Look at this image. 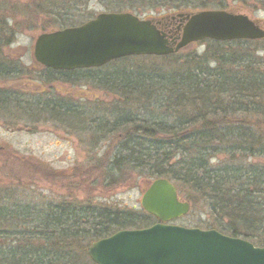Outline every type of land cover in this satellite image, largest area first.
<instances>
[{"label": "trees", "instance_id": "obj_1", "mask_svg": "<svg viewBox=\"0 0 264 264\" xmlns=\"http://www.w3.org/2000/svg\"><path fill=\"white\" fill-rule=\"evenodd\" d=\"M170 1L178 2L171 10L229 9L237 4L246 9L249 1L264 7V0H230L231 4L207 0L190 7L184 0ZM12 2L6 14L17 12V8L29 10ZM6 16L0 13V80L12 73L4 49L14 35L8 25L14 16ZM212 42L214 51L225 54L194 58L191 66L175 72L151 74L138 67L143 71L88 74L82 79L94 78L90 80L95 89H108L118 98L105 106L101 97L94 101L98 105L77 101L76 115L71 107H53L52 114L58 118L76 116V130L95 134L98 150L109 141L103 154L109 156L103 169L104 183L123 180L125 171L140 174L145 182L165 178L176 186L180 199L190 204L189 212L199 210L206 217V228L264 246V165L250 160L259 156L260 150L255 148L258 141L253 125L245 120L249 110L243 106L264 102L263 61L254 56L257 49H250L249 43L254 41ZM232 44L235 68L226 59ZM130 57L135 56L121 60ZM5 98L1 90L0 110L25 112L19 98L13 103ZM235 103L240 115L233 122L227 105ZM31 111L41 117L51 109L39 105ZM119 174L121 178L109 180ZM4 204L0 206V264H94L85 245L117 230L147 227L156 221L142 209L116 210L77 200Z\"/></svg>", "mask_w": 264, "mask_h": 264}, {"label": "rangeland", "instance_id": "obj_2", "mask_svg": "<svg viewBox=\"0 0 264 264\" xmlns=\"http://www.w3.org/2000/svg\"><path fill=\"white\" fill-rule=\"evenodd\" d=\"M12 1L0 0V4H2L0 13L5 16H14L12 22L8 23L9 27L14 29V35L9 41L11 44L9 43L4 49V54L26 65L31 60L29 53L28 55L24 54L29 51L30 45L33 43L32 39H36L35 37L44 29H57L60 26L74 25L75 22L76 24L82 22L89 16L108 11L130 12L141 18L159 17L174 13L176 10H171L175 8L173 4L178 5V2L170 0H76V15L80 14L79 11H84L82 13L84 17L76 16L75 21V18L72 17L75 0H15L16 5H26L29 10L21 11L22 8H17L18 10L14 8L17 12L12 13L13 11H10L6 14V8L8 5H12ZM184 1L190 7L193 4H200L202 1L207 0ZM249 2L246 9L238 7L237 4L236 6L228 5V8L230 6L235 7L225 10L246 14L251 19L259 20L264 27V7ZM223 3L231 4L230 0H223ZM36 6L37 9H35ZM190 8L187 11H194ZM32 9L34 10L32 11ZM55 11H58L57 14ZM6 19L9 20L7 16ZM213 43L212 41L198 43L182 50L179 54L161 59L159 57L141 56L120 59L118 62L109 64L106 67L108 68L106 73H111L113 70L130 69L143 71L139 70L138 67L147 70L145 72L151 74L160 71L175 72L176 69L191 66L190 63L194 58L196 60L203 57L216 58L217 54L224 55V52L214 51L216 45ZM249 44H251L250 49L255 48L258 50L257 54L254 52V56H257L260 60L262 59V70H264V39L254 40L253 43ZM233 46L232 44L229 47L227 51L228 58L226 59L232 63L230 65L234 66ZM246 52H251V50H246ZM212 63L209 61L208 65L212 67ZM25 73L33 76L32 71L28 72L26 70ZM20 76L10 79L1 78L0 87L14 89L20 86L25 94H28L27 91L33 94L40 93L46 87L42 81L28 80ZM77 78L84 77L77 76ZM70 87L73 89L72 93L75 91L76 100L79 102L95 103L94 101L101 97L102 106H105L118 98L108 89H95L91 84L80 83ZM55 89L58 93L66 91L61 86L55 87ZM27 98L30 97L22 96L19 99ZM98 104L100 103L92 105ZM235 105L236 103L227 105V114L233 122H236L235 119L240 115L236 113L238 111ZM243 106L247 111L249 110L248 114H245L248 115L245 120L247 123L250 122L249 124L252 123L254 136L258 141L255 148L260 150L259 156L250 158V160L264 165V102H255L254 105L244 103ZM13 112L17 113H15L16 119L9 120L5 118L8 117V110H0V206L5 205L4 203L7 201H31L40 205L42 203L55 204L77 200L79 203L88 204L89 206L116 210L138 212L141 209L140 197L142 191L151 181L145 182L140 174L125 171L123 180L115 183L103 182V177H105L103 169L106 165V158L109 157H105L103 154L106 152V142L109 141L100 144L98 150L95 147L96 142L93 136L95 134L84 132L82 128H77L76 134H74L72 125L56 124L43 118L34 119L33 122L20 121L17 118L21 117L22 113H19V111ZM78 122L76 121V124H79ZM121 177L119 174L110 177L109 180ZM171 223L201 229H205L208 225L206 217L199 210L190 211L186 215L172 220ZM88 245H85L86 248ZM76 253H78L77 250Z\"/></svg>", "mask_w": 264, "mask_h": 264}, {"label": "water", "instance_id": "obj_3", "mask_svg": "<svg viewBox=\"0 0 264 264\" xmlns=\"http://www.w3.org/2000/svg\"><path fill=\"white\" fill-rule=\"evenodd\" d=\"M182 16V14H181ZM180 36L171 38L153 18L103 12L88 22L38 36L34 55L56 69L89 68L132 55H167L202 39H263L264 27L242 13L207 9L185 15ZM141 208L157 222L121 229L93 241L87 255L95 264H264V246L216 229L183 227L169 221L186 215L189 203L165 178L149 183Z\"/></svg>", "mask_w": 264, "mask_h": 264}, {"label": "flooded vegetation", "instance_id": "obj_4", "mask_svg": "<svg viewBox=\"0 0 264 264\" xmlns=\"http://www.w3.org/2000/svg\"><path fill=\"white\" fill-rule=\"evenodd\" d=\"M76 0H75V4L73 7V16L75 18L76 21V16L78 17H84V15H82V13H84V11H79L78 15H76ZM58 11H55V13L57 14ZM192 13V11H181V10H176L174 11V13H168L159 17H151L153 19H155L156 21H158V23L156 24L158 29H160L161 31H163L164 33H166L168 36H171V38L177 37L181 35L182 32V27L183 25L186 23V19H185V15H188ZM98 14V13H97ZM97 14H95L94 16H89L87 17L84 21L82 22H75L74 25L70 24L69 26H65V27H76L79 25H82L84 23H86L87 21L93 19ZM182 14V16H181ZM60 25L62 23H59ZM65 27H58L57 29L53 28V29H44L42 30L39 34H42L43 32H53ZM38 36V35H37ZM36 38V37H35ZM33 43L30 45L29 51L25 52L24 55H28L29 53V57L31 62H29L27 65L23 64V63H19L17 60L12 59L11 57L7 56V59L9 60V64H10V69H11V74H9L6 79H10V78H14V77H18L20 75V77L26 78L28 80H39L42 81V83L46 86L44 87V89L42 90V92L40 93H36L33 94L32 92L27 91L28 94H25L22 90V88L20 86L15 87L14 89H8V88H1L2 90V96L3 98H5V100H9L10 103H13L15 101H17L18 98H21L22 96H26V97H30L27 99H22L19 101V104H23V108L25 109V112H21L19 111V113H24V115H22L21 117L17 118L27 122H33L34 119H38V118H43L46 121L47 120H51L54 123H65V124H69L72 125L73 127V131L74 134L76 131V116H61L60 118L58 117H54V114H52V109L53 107H71L70 109L73 110L72 112L74 113V115H76V102L78 100H76V94H74V92L72 93L73 89L70 86H76V84H85V85H89L91 84V80L94 81V78H90L87 80H83L82 78H77V76H86V75H92L94 76H99V75H104L106 74L107 70L105 68V66L108 64H104L101 66H97V67H89V68H72V69H56V68H52L49 66H45L42 63L38 62L37 59L35 58L34 55V45H35V39H32ZM207 40H201V41H196V42H191L188 45L185 46V48H189L191 46H194L198 43H203L206 42ZM11 44V43H10ZM183 48V49H185ZM20 60V59H19ZM32 71L33 72V76L29 73H25V71ZM27 80V82H28ZM93 87L94 85L91 84ZM61 86L63 89H65V92L62 93H58L56 92L55 87ZM0 90V92H1ZM12 101V102H11ZM15 104H13L14 107ZM42 106L44 108H50L51 111L47 112L44 114V116L41 117H36L33 115L34 111H31V108L33 106ZM31 107V108H30ZM8 110V117H5L9 120H15L16 119V111L15 109H6ZM16 113V114H15ZM73 117V118H71ZM66 119V120H65ZM69 133V132H67ZM76 136V135H75Z\"/></svg>", "mask_w": 264, "mask_h": 264}]
</instances>
